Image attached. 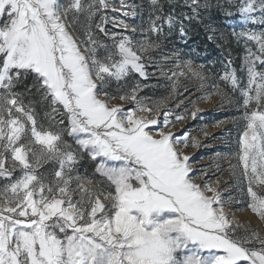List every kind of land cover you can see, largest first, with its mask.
Wrapping results in <instances>:
<instances>
[{"label":"rangeland","instance_id":"1","mask_svg":"<svg viewBox=\"0 0 264 264\" xmlns=\"http://www.w3.org/2000/svg\"><path fill=\"white\" fill-rule=\"evenodd\" d=\"M98 1L127 33L103 65L67 21L81 0H0V264H264L257 58L243 49L229 94L145 0ZM184 2L218 47L260 52L256 0L231 39L210 0Z\"/></svg>","mask_w":264,"mask_h":264},{"label":"trees","instance_id":"2","mask_svg":"<svg viewBox=\"0 0 264 264\" xmlns=\"http://www.w3.org/2000/svg\"><path fill=\"white\" fill-rule=\"evenodd\" d=\"M144 2L145 13L157 12L162 24H164L166 19L170 20L168 22L170 31L178 30L181 32L183 37L177 38L180 42L174 45L177 53L181 54L183 59H188L198 68L203 69L212 78L213 82L230 92L229 94H232L233 90L229 86L227 87L226 84L230 83L224 82V78L227 77L230 80L236 75L240 68L238 65L241 61V53L246 47L249 48L246 54H251L253 58H257L256 63H254L256 72H264V45L258 52L253 41L240 37L241 41L235 46V49H222L208 38L206 30L202 27L203 16L201 19L195 17L184 0H155V3L152 4L148 0ZM241 2L242 0H210L212 21L230 39L236 31L241 30V28H235L241 19V8L238 7ZM256 3L260 6L259 11L255 15L257 23H248V30L252 35H259L264 30V0H256ZM78 11V13L67 12V21L79 42L91 54L92 60L103 65L107 62V57L113 56L117 59L118 39L116 41L114 39L110 40L108 36L111 32L127 33L104 23L103 14L111 13L109 11L102 12L98 0H81ZM114 15L121 17L118 13H114ZM127 25L133 27L136 24L134 20L128 19ZM128 33L132 35L131 32ZM230 55L234 57V61L229 59ZM255 87L256 84L254 83L252 88L255 89ZM103 92L113 98L124 95L120 92H113L108 88H105ZM255 95L262 98L261 94L257 95L255 93ZM205 159L202 161H205ZM86 160L89 161L92 171H94V162L89 157Z\"/></svg>","mask_w":264,"mask_h":264}]
</instances>
